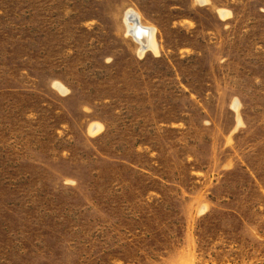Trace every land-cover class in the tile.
<instances>
[{
  "label": "rangeland",
  "instance_id": "rangeland-1",
  "mask_svg": "<svg viewBox=\"0 0 264 264\" xmlns=\"http://www.w3.org/2000/svg\"><path fill=\"white\" fill-rule=\"evenodd\" d=\"M0 264H264V0H0Z\"/></svg>",
  "mask_w": 264,
  "mask_h": 264
},
{
  "label": "bare ground",
  "instance_id": "bare-ground-1",
  "mask_svg": "<svg viewBox=\"0 0 264 264\" xmlns=\"http://www.w3.org/2000/svg\"><path fill=\"white\" fill-rule=\"evenodd\" d=\"M125 20L130 30L129 33H132V37L133 39H135V41L137 40L139 44L138 46H140L141 51H155V36L152 29L144 27L141 24L138 15L133 11H129L127 13V18Z\"/></svg>",
  "mask_w": 264,
  "mask_h": 264
}]
</instances>
